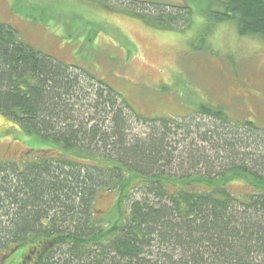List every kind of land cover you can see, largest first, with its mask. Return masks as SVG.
Listing matches in <instances>:
<instances>
[{"label": "trees", "instance_id": "trees-1", "mask_svg": "<svg viewBox=\"0 0 264 264\" xmlns=\"http://www.w3.org/2000/svg\"><path fill=\"white\" fill-rule=\"evenodd\" d=\"M129 1L126 11L153 27L193 23L191 4ZM192 1L210 22L264 40V0ZM0 113L53 143L22 167L0 162V252L20 245L38 264H264V131L255 122L208 103L197 118L213 121L146 117L5 22ZM240 178L250 188L242 197L230 189ZM100 192L117 193L110 225L95 207Z\"/></svg>", "mask_w": 264, "mask_h": 264}, {"label": "rangeland", "instance_id": "rangeland-1", "mask_svg": "<svg viewBox=\"0 0 264 264\" xmlns=\"http://www.w3.org/2000/svg\"><path fill=\"white\" fill-rule=\"evenodd\" d=\"M138 1L191 4L193 23L153 27L126 11L129 0H0V22L13 24L41 52L103 79L146 117L213 121L197 118L200 104L208 103L223 106L234 122L253 121L264 131V40L241 35L234 22H210L192 0ZM51 147L0 113V162L22 167ZM230 189L242 197L250 188L240 178ZM116 202L115 192L95 199L109 225L118 219Z\"/></svg>", "mask_w": 264, "mask_h": 264}, {"label": "flooded vegetation", "instance_id": "flooded-vegetation-1", "mask_svg": "<svg viewBox=\"0 0 264 264\" xmlns=\"http://www.w3.org/2000/svg\"><path fill=\"white\" fill-rule=\"evenodd\" d=\"M0 264H38V255L36 252L30 254L29 248L12 245L8 251L0 252Z\"/></svg>", "mask_w": 264, "mask_h": 264}]
</instances>
